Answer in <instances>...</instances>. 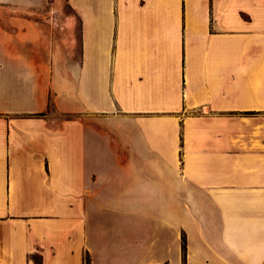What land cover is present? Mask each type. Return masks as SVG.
Segmentation results:
<instances>
[{
  "label": "crops",
  "instance_id": "crops-1",
  "mask_svg": "<svg viewBox=\"0 0 264 264\" xmlns=\"http://www.w3.org/2000/svg\"><path fill=\"white\" fill-rule=\"evenodd\" d=\"M64 4L0 0V264H264V0Z\"/></svg>",
  "mask_w": 264,
  "mask_h": 264
},
{
  "label": "trees",
  "instance_id": "trees-1",
  "mask_svg": "<svg viewBox=\"0 0 264 264\" xmlns=\"http://www.w3.org/2000/svg\"><path fill=\"white\" fill-rule=\"evenodd\" d=\"M185 250H186V243L185 238H181V255H182V264H185ZM35 264H40L38 259H35Z\"/></svg>",
  "mask_w": 264,
  "mask_h": 264
},
{
  "label": "rangeland",
  "instance_id": "rangeland-1",
  "mask_svg": "<svg viewBox=\"0 0 264 264\" xmlns=\"http://www.w3.org/2000/svg\"><path fill=\"white\" fill-rule=\"evenodd\" d=\"M61 4H64V0H61ZM63 8L65 9V10H68V7H67V5L66 4H64V6H63ZM178 201H180V200H178ZM176 204V203H175ZM179 204H180V202H179ZM175 221H177V222H181V215L179 214V215H175ZM176 232H178V231H176L175 230V233ZM181 235V238L183 237L182 236V230L181 231H179V236Z\"/></svg>",
  "mask_w": 264,
  "mask_h": 264
}]
</instances>
